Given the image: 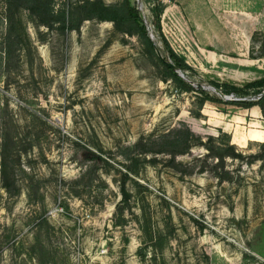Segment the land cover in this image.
<instances>
[{
    "label": "rangeland",
    "instance_id": "obj_1",
    "mask_svg": "<svg viewBox=\"0 0 264 264\" xmlns=\"http://www.w3.org/2000/svg\"><path fill=\"white\" fill-rule=\"evenodd\" d=\"M9 1L11 12L0 0V264H264V114L209 102L198 112L200 99L163 67L165 40L208 90L263 80L264 0L160 4L161 34L143 0L155 52L127 26L75 15L96 0ZM176 129L196 146L147 153V140Z\"/></svg>",
    "mask_w": 264,
    "mask_h": 264
},
{
    "label": "trees",
    "instance_id": "obj_2",
    "mask_svg": "<svg viewBox=\"0 0 264 264\" xmlns=\"http://www.w3.org/2000/svg\"><path fill=\"white\" fill-rule=\"evenodd\" d=\"M6 8L7 10H9V12L12 11L9 0H7ZM74 11L76 14L72 13V16L74 14L76 16L80 14L82 21L97 19L102 22H111L116 25L127 26L128 28H131L138 33L143 44L148 49H150L152 52H155L156 50L155 43L149 36L148 28L144 24V21L140 16L138 5L132 4L130 0H124L123 4L119 6H107L101 0L87 1L74 8ZM151 12L153 20L155 21V28L157 29L158 34H161L160 18L163 12V8L159 7V5L157 4ZM67 29L71 31L76 30L77 28L69 26ZM163 60V67L167 71L173 82L180 89H182V91L195 94L200 99L201 103L198 106V112H200L203 109L204 105L209 102L220 105L236 106L242 109L259 107L264 114V95H262L257 101H251L249 98H246V90L248 88L253 87L262 91L264 90V79L251 83L244 87L211 82L212 87L215 88L217 92H219L223 96H229L235 99L233 101H226L225 99L221 98L217 92H213L204 88L202 80L200 82H196L195 80H193L192 75H196L193 71V68H191L186 63L184 58L175 54L165 40L163 46ZM167 62L171 64L172 67H170ZM259 93L262 94L263 92ZM198 112H192V114L196 115V113ZM147 142L149 143L146 150L147 153L166 154L174 157L183 155L192 147L196 146V144L194 143V135L190 132L185 133L180 129L173 130L172 132H170V134L165 135L161 138L149 139L147 140ZM261 146L262 148H264V144H262ZM235 150L236 147L229 144V146H227L226 150L224 151L226 153H230L231 151ZM219 155L212 156L215 158V160L218 161V163L215 165V168L221 169L220 172L225 175L221 176L219 174L218 177L221 179H228V177L230 176L229 172L225 171L223 167L224 157H222V155ZM227 156L235 157V154H227ZM258 157L264 158V153ZM258 157H254L255 160L258 159ZM220 162L222 163L219 164ZM1 175L4 187L9 192L10 188L15 186V171L14 162H12L11 156L7 153L6 149H4V152L2 154Z\"/></svg>",
    "mask_w": 264,
    "mask_h": 264
},
{
    "label": "built area",
    "instance_id": "obj_3",
    "mask_svg": "<svg viewBox=\"0 0 264 264\" xmlns=\"http://www.w3.org/2000/svg\"><path fill=\"white\" fill-rule=\"evenodd\" d=\"M176 1L177 0H149V4L148 5H149V7L154 8L155 5H157V4L158 5H160V4L168 5V4H172V3L176 2ZM137 4H138L139 8H143L144 5H145V2L143 0H137ZM148 27L149 28H154L153 25H151V26L148 25Z\"/></svg>",
    "mask_w": 264,
    "mask_h": 264
},
{
    "label": "crops",
    "instance_id": "obj_4",
    "mask_svg": "<svg viewBox=\"0 0 264 264\" xmlns=\"http://www.w3.org/2000/svg\"><path fill=\"white\" fill-rule=\"evenodd\" d=\"M258 134H261V132H258ZM248 142H260V141H258V140H253L252 138H248V140L246 141V144H247ZM260 143H263V142H260Z\"/></svg>",
    "mask_w": 264,
    "mask_h": 264
},
{
    "label": "water",
    "instance_id": "obj_5",
    "mask_svg": "<svg viewBox=\"0 0 264 264\" xmlns=\"http://www.w3.org/2000/svg\"><path fill=\"white\" fill-rule=\"evenodd\" d=\"M170 67H172V65L171 64H168Z\"/></svg>",
    "mask_w": 264,
    "mask_h": 264
}]
</instances>
